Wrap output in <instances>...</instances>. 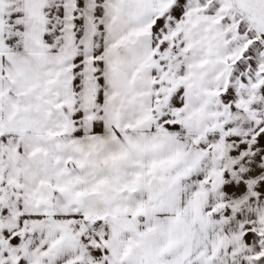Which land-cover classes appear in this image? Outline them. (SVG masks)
<instances>
[{"label": "snow or ice", "instance_id": "snow-or-ice-1", "mask_svg": "<svg viewBox=\"0 0 264 264\" xmlns=\"http://www.w3.org/2000/svg\"><path fill=\"white\" fill-rule=\"evenodd\" d=\"M0 264H264V0H0Z\"/></svg>", "mask_w": 264, "mask_h": 264}]
</instances>
